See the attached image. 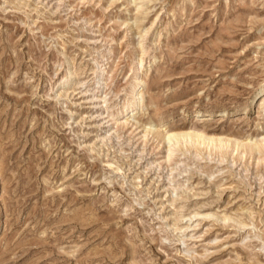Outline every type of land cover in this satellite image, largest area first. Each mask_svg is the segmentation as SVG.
Here are the masks:
<instances>
[{"label": "rangeland", "instance_id": "1", "mask_svg": "<svg viewBox=\"0 0 264 264\" xmlns=\"http://www.w3.org/2000/svg\"><path fill=\"white\" fill-rule=\"evenodd\" d=\"M0 264H264V0H0Z\"/></svg>", "mask_w": 264, "mask_h": 264}, {"label": "bare ground", "instance_id": "2", "mask_svg": "<svg viewBox=\"0 0 264 264\" xmlns=\"http://www.w3.org/2000/svg\"><path fill=\"white\" fill-rule=\"evenodd\" d=\"M197 134H199L200 135V137L199 138H202L203 140H205V141H213L214 140V138H210V137H208V136H206L204 133H202V132H200V133H198V131H197ZM196 134V135H197ZM178 136H180L179 134H176V133H171L170 135H169V139L170 140H172L173 138H178ZM182 136V135H181Z\"/></svg>", "mask_w": 264, "mask_h": 264}]
</instances>
